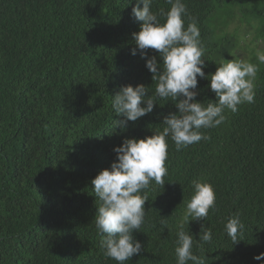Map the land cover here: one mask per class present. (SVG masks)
<instances>
[{
  "label": "trees",
  "instance_id": "16d2710c",
  "mask_svg": "<svg viewBox=\"0 0 264 264\" xmlns=\"http://www.w3.org/2000/svg\"><path fill=\"white\" fill-rule=\"evenodd\" d=\"M236 1L183 0L185 24L198 21L206 76L220 56L207 20L216 4ZM134 6L136 0H0V264H117L101 248L91 181L110 169L125 138L151 136L178 112L172 101L157 100L152 113L114 126L124 119L112 107L121 86L155 92L146 59L139 50L131 54L140 30ZM169 8L166 0L151 5L154 12ZM146 51L160 62L156 50ZM197 79L196 100L215 102L210 80ZM225 115L220 126L201 129L206 141L177 151L168 139L165 184L153 181L145 190L144 223L133 232L143 250L125 264H176L196 178L213 186L216 203L207 218L184 225L194 254L205 264H264L253 258L264 253V66L255 102ZM237 213L245 227L233 244L224 226ZM202 224L213 238L201 250L195 241Z\"/></svg>",
  "mask_w": 264,
  "mask_h": 264
},
{
  "label": "clouds",
  "instance_id": "9594fccd",
  "mask_svg": "<svg viewBox=\"0 0 264 264\" xmlns=\"http://www.w3.org/2000/svg\"><path fill=\"white\" fill-rule=\"evenodd\" d=\"M153 0H136L132 16L140 22V30L133 33L136 48L146 67L152 73L155 92L150 96L148 87L139 84L121 86L113 96L112 107L115 114L124 119L114 121V126L124 129L129 121L136 122L153 112L157 100L172 101L178 112H170L163 117L162 130L144 138H125L115 147L116 160L110 169L101 170L91 181L94 193L100 204L95 215V226L101 235V248L107 258L117 264H125L133 255L143 249L140 241L133 236L139 231L146 215L145 191L151 182L162 187L168 174V139L174 142L177 151L182 148L208 140L210 137L201 129L220 126L225 120V111H238L240 105L255 102V80L259 64H264V50H257L254 64L242 59L222 60L216 71L205 75L207 66L202 59L204 48L201 33L195 17H188L187 6L183 0H166L170 8L158 12L151 10ZM143 7H140V5ZM163 21V22H162ZM147 49H154L159 55L147 58ZM198 77L210 80V89L216 101L199 102ZM210 77V78H209ZM182 97V98H180ZM193 193L186 202L182 222L177 232L178 239L174 249L176 264H205L206 257L193 252L194 238L184 229L190 221L204 220L209 210L215 207L216 194L213 186L196 178L191 181ZM244 224L237 213L227 219L224 231L233 244L240 241ZM212 230L201 225V234L195 246L202 250L204 243H211ZM264 259V253L253 257Z\"/></svg>",
  "mask_w": 264,
  "mask_h": 264
},
{
  "label": "rangeland",
  "instance_id": "374dc122",
  "mask_svg": "<svg viewBox=\"0 0 264 264\" xmlns=\"http://www.w3.org/2000/svg\"><path fill=\"white\" fill-rule=\"evenodd\" d=\"M262 11L263 6L258 0L216 4V10L207 20V26L212 33L211 42L220 51L211 74L222 60L236 58L258 63L256 52L264 50ZM263 66L264 64H259V71Z\"/></svg>",
  "mask_w": 264,
  "mask_h": 264
}]
</instances>
